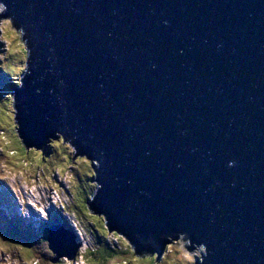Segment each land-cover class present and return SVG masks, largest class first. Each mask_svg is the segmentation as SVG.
<instances>
[{
  "label": "water",
  "instance_id": "obj_1",
  "mask_svg": "<svg viewBox=\"0 0 264 264\" xmlns=\"http://www.w3.org/2000/svg\"><path fill=\"white\" fill-rule=\"evenodd\" d=\"M0 5L27 54L17 135L95 161L87 206L130 262L182 235L196 264H264V0ZM49 230L55 260L60 242L73 257V234Z\"/></svg>",
  "mask_w": 264,
  "mask_h": 264
},
{
  "label": "rangeland",
  "instance_id": "obj_2",
  "mask_svg": "<svg viewBox=\"0 0 264 264\" xmlns=\"http://www.w3.org/2000/svg\"><path fill=\"white\" fill-rule=\"evenodd\" d=\"M3 10L4 8L0 5V13ZM4 20H10V18H1L0 24ZM20 37L21 32L12 23L8 29L7 39H5L4 29L0 27L1 44L4 45L3 53H0V66L6 75L10 76L7 82L0 78V181H2L3 186L2 193H5V197L0 195V231L4 230L5 227L11 229V224L14 225L15 223L18 227L22 228L21 225H23L24 221H27V214L31 213L29 211L31 209L36 211L42 210L53 205V203H55V209H59L61 206L63 208L65 206L67 207V202L70 205L69 200L71 199V196L65 192L67 188L76 197L82 195L83 202L86 198L89 201L93 192L96 190V183L90 182L94 176L85 178L82 176L84 173L89 175L93 171L92 165L95 163L94 160H89L83 155H77L73 159V163L75 164H70L71 155L74 150L68 142L62 141V139L59 140L55 136L53 138L50 137L48 143H46V145H51L49 146L50 151L47 152L45 151L46 145H42L39 150H35L34 146H27L26 148L22 143V139L16 134V126L13 120V100L11 99L12 86L10 81L16 84V81L20 77L19 75L25 71L27 54L24 41ZM54 168L55 171L53 170ZM57 173L63 175L60 177ZM53 180L55 184L57 181L60 182L59 187L53 184ZM92 189L94 190L89 197L88 194L91 193ZM11 193H15L18 199L14 200L11 196L7 197ZM1 204L3 205L1 206ZM85 212L88 213L87 208ZM73 215L77 220L78 217L80 218L82 216L78 211L74 212ZM83 218L84 220L80 218L82 222L76 224L77 230L74 229L75 234H73V241L78 244L76 246L77 251L79 249L83 251L84 248L96 247L95 236L89 226L90 219L97 230L105 232L102 215H98L95 212L91 213L89 210L88 219ZM66 223L70 227L69 221ZM60 231L62 233V230ZM111 233L108 232L105 241L108 244L121 245L122 249L125 248L124 246H127V251L123 255L122 253L120 255H113L106 260L105 264H196L200 260L201 253L203 252V247L201 246H195L190 251H187L188 240L185 239L182 241L183 236L179 235L175 240H169L167 242V245L163 248V251L156 261L157 263L155 262L153 253H144L145 255L138 254L135 261L130 262L134 255V247H131L130 243L125 240V237L119 235L118 239H115V236ZM52 239L55 243L59 241L57 237ZM117 240L124 243V246L121 243L119 244ZM48 243L46 249L49 253L45 252L44 255L45 247L41 248L43 243L42 245L34 243L37 250L41 252V254H38L41 257H37L33 253H28L27 249H25L26 246L21 245L22 243L18 244L9 240L4 242L0 239V264H35V262H37L36 264H74L72 259H76V254L70 257V251L66 255L60 254L55 260L58 253H53L49 249ZM62 243L56 244L57 251L59 252H61V246L59 245H62ZM68 243L70 245L72 241ZM189 256L192 259H189ZM81 262L78 263L92 264L84 259Z\"/></svg>",
  "mask_w": 264,
  "mask_h": 264
},
{
  "label": "trees",
  "instance_id": "obj_3",
  "mask_svg": "<svg viewBox=\"0 0 264 264\" xmlns=\"http://www.w3.org/2000/svg\"><path fill=\"white\" fill-rule=\"evenodd\" d=\"M3 46L4 45L1 44V39H0V53L1 54L3 53ZM9 77L10 76L9 75L7 76L6 73L4 72V70L0 66V78L3 81L7 82L8 81L7 79H9ZM16 82H17L16 84L19 83V78ZM10 84H11V86H16V84L12 83L11 81H10ZM11 99H12V96H11ZM14 124L16 126L15 120H14ZM60 139H62V137H59V140ZM46 146L47 147H45L46 148L45 151H47V152L50 151L49 146H51V145L47 144ZM53 170L55 171V168ZM57 174L60 177L63 175L61 173H57ZM82 176H84V178L85 177H93L94 173L92 171V172H90L89 175H86L84 173V174H82ZM53 184L55 186L59 187L60 182L57 181V183L55 184V182L53 180ZM60 188H62V187H60ZM93 190L94 189H92L91 193H89L90 195L88 194L89 197L91 196ZM65 192L71 196V199L69 200L70 205H68V202H67V207L65 206L63 208L61 206V203H59L61 206L60 208H62V210L60 211V209H55V211H53L52 216L54 215V218H52L53 219L52 223H54V221H55V222L60 223V224H62V223L66 224L65 221H66V219H68L67 216L70 218V215H71L72 218H70V220L69 219L68 220L70 222H72L73 224H79L80 222H82V220H84L83 217L87 218V216L89 215V209L90 208L87 206L88 198H86L85 201L83 202L82 201V195H78V197H76L75 195L72 194V192L68 188L65 190ZM82 202H83V204H82ZM83 208H85V209L87 208L88 213H86L85 209H83ZM77 211L80 212V214L83 216V217L80 216V218L82 220L79 217L77 220V218L73 215L74 212H77ZM35 224H37V226H33V225H31L25 221L23 223V225H21L22 228L18 227V225L16 223L14 225L11 224V226H10L11 229L5 227V229L2 230L3 233H2V231H0V239H2L4 242L5 241L7 242V240H9L12 242H16L18 244L22 243L21 245L26 246L25 249H27L28 253H33V255H37V257H41V255H38V254H41V252L37 250L34 243L41 244V245L43 243V245L41 247V248L45 247L43 255L45 254V252H48L46 249V245L48 242H47V238L45 237V236H47L48 231H47V228L45 226H47L49 224L47 223V221L45 219H43V220L37 219V220H35ZM103 225H104L103 228H104L105 232L97 230L93 226L91 219L89 220L90 230H91V232L94 233V236H95L94 240L96 242L95 243L96 247L95 248L94 247L84 248L83 251H80V249H79L78 252L76 253V255H77L75 257L76 259H78L79 257H82L88 263L105 264L106 260L108 258L112 257L113 255H116V254L120 255L121 253L123 255V253L127 251V246H124V243H121L119 240H117V242H119V244L121 243L125 247L124 249L121 248V245H115L112 243L108 244L105 241V238L107 237L106 235L108 234V230L105 226L104 221H103ZM111 234L115 236V239L116 238L118 239L119 235L116 232H112ZM33 246H35V248H33ZM141 254H144V253H140L139 255H141ZM36 263L37 262H35V264Z\"/></svg>",
  "mask_w": 264,
  "mask_h": 264
},
{
  "label": "snow or ice",
  "instance_id": "obj_4",
  "mask_svg": "<svg viewBox=\"0 0 264 264\" xmlns=\"http://www.w3.org/2000/svg\"><path fill=\"white\" fill-rule=\"evenodd\" d=\"M10 25H11V21L10 20H4L2 22V24H0V27H2L4 29V32H5V39L8 38V29H9ZM13 35H14V33H13ZM169 247H171V245H169ZM189 259H192V257L189 256Z\"/></svg>",
  "mask_w": 264,
  "mask_h": 264
},
{
  "label": "clouds",
  "instance_id": "obj_5",
  "mask_svg": "<svg viewBox=\"0 0 264 264\" xmlns=\"http://www.w3.org/2000/svg\"><path fill=\"white\" fill-rule=\"evenodd\" d=\"M19 83H20V82H19ZM19 83H18V84H19ZM18 84H16V85H18ZM13 87H14V86H12V91H13ZM45 147H46V146H45ZM3 199H4V198H3ZM15 199H18V197H16ZM60 201H61V200H60ZM60 201H59V203H60ZM2 205H3V204H1V206H2ZM24 222H25V221H24ZM26 222H27V221H26ZM70 226H72V227H71V229L69 230V232H70L71 234H75V233H74V232H75L74 229L76 230V224H70ZM47 242H48V241H47Z\"/></svg>",
  "mask_w": 264,
  "mask_h": 264
},
{
  "label": "bare ground",
  "instance_id": "obj_6",
  "mask_svg": "<svg viewBox=\"0 0 264 264\" xmlns=\"http://www.w3.org/2000/svg\"><path fill=\"white\" fill-rule=\"evenodd\" d=\"M17 134V133H16ZM17 137V136H16ZM47 147V146H46ZM5 199V198H4ZM11 219V218H10ZM61 254H68V251H61Z\"/></svg>",
  "mask_w": 264,
  "mask_h": 264
}]
</instances>
